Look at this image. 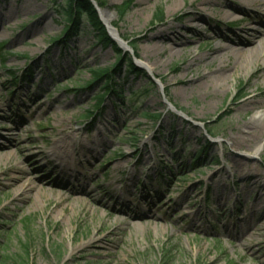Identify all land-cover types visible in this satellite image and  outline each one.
<instances>
[{
	"label": "rangeland",
	"instance_id": "374dc122",
	"mask_svg": "<svg viewBox=\"0 0 264 264\" xmlns=\"http://www.w3.org/2000/svg\"><path fill=\"white\" fill-rule=\"evenodd\" d=\"M61 1L0 0V264H264V134L228 139L264 116V36L247 70L216 57L231 34L264 32V0H91L133 73L85 20L65 36ZM113 64L109 92L93 73ZM17 166L32 203L8 185Z\"/></svg>",
	"mask_w": 264,
	"mask_h": 264
},
{
	"label": "bare ground",
	"instance_id": "6f19581e",
	"mask_svg": "<svg viewBox=\"0 0 264 264\" xmlns=\"http://www.w3.org/2000/svg\"><path fill=\"white\" fill-rule=\"evenodd\" d=\"M205 1H207V0H205ZM205 1L199 2L200 4L196 3V10L201 12L203 15L205 14L207 17H213V18H215L214 16L219 15V16H221V18H223L227 21L232 20V18L234 17V14L232 13L233 11L230 10L231 8L221 10V8H224L222 5L211 4L209 1L208 2H205ZM235 1L239 2L240 0L239 1L235 0ZM193 3L194 2H191L190 6ZM228 4H226V5H228ZM216 5L218 7H220V9H215ZM169 7H170V9L178 8L179 7L178 1L177 0H171L169 3ZM100 16H101L103 21L108 22L109 15L107 12L101 11ZM187 21H188V19H186L182 25L186 26V24L189 23V21L188 22ZM168 25L170 26L171 24L169 23ZM109 30L111 31V34L113 35L114 38H116L117 40L120 38L119 33L114 28H112V29L109 28ZM263 36H264V32L254 31L250 37H248V38H246V40L242 41L238 38L236 33H233L230 35L229 38L227 37L228 44L223 45L222 47L216 49V51H221V52L217 53L216 57H219L222 54V51H228L229 53L237 52L238 56H239L238 60L240 62H242L243 64H245L243 69L247 70L248 67L251 65V63L257 59L258 55H257V52L256 53L248 52L246 49H244V47L248 46L249 44L256 42V40L258 38L263 37ZM123 41L122 42L119 41V43L122 44L123 46H128L127 43L126 42L124 43ZM169 41H171V43L169 42L170 44H167L165 46V48H167V50H169V52H175L176 50H179L177 45L175 44L176 40L173 37L169 38ZM222 64H223V62L220 60L218 68H217V71H218L217 77L219 80H225L230 76V74L223 73L224 72L223 71L224 65H222ZM249 103H251V102H249ZM247 105H250V104L245 103V104L241 105L240 107H245ZM263 134H264V116L262 114V115L250 118L248 120H244L242 125L239 127L238 131L233 133L228 139L230 140L231 145H233V146L237 145V147H239V146L250 147L253 144L257 143ZM11 141H12V139L11 140L6 139L4 141H0V152L1 153H6L7 151H9L13 147L12 146L13 143ZM3 159L9 161L10 156L9 155L4 156ZM62 165H65V164H62ZM16 172L17 173L12 176V182L8 184L9 187H13L15 190V199L22 197L23 201H27L28 203H32L33 201H31V194L30 193L32 192V190L35 187L34 184L29 182L28 185L26 186V188H23V184L28 180V177H29L27 174V171L24 168L17 166ZM15 182H17V183H15ZM82 188H84V187H82ZM78 191H82V190H78ZM44 193H45V191H40V195L44 194ZM92 239H93V237L90 238V240H92ZM79 245L80 244H78V245L76 244L75 248L79 247Z\"/></svg>",
	"mask_w": 264,
	"mask_h": 264
},
{
	"label": "trees",
	"instance_id": "16d2710c",
	"mask_svg": "<svg viewBox=\"0 0 264 264\" xmlns=\"http://www.w3.org/2000/svg\"><path fill=\"white\" fill-rule=\"evenodd\" d=\"M55 1V0H54ZM58 15L65 19L67 25L64 26L63 33L65 36L77 34L79 26L82 23V19L88 22L92 31H95V37L97 40L103 42L104 44H109L114 48V51L117 54V61H123L126 66L127 72H135V65L133 62V57L128 53H123L116 44H114L105 28L98 18L96 9L91 2V0H62L61 3L55 9ZM57 38H54L55 41ZM2 45H0V48ZM137 57V55H135ZM115 73L114 64L112 67L107 69L96 70L93 73V82L103 81V87L107 91H113L114 82L110 78L112 74ZM92 83V81H91ZM85 85H90V82L85 83ZM91 87V86H90ZM103 96H98L96 101V107L99 108V105L102 101ZM145 116L154 117L155 114L144 113Z\"/></svg>",
	"mask_w": 264,
	"mask_h": 264
},
{
	"label": "water",
	"instance_id": "95a60500",
	"mask_svg": "<svg viewBox=\"0 0 264 264\" xmlns=\"http://www.w3.org/2000/svg\"><path fill=\"white\" fill-rule=\"evenodd\" d=\"M125 50H128L127 48H125Z\"/></svg>",
	"mask_w": 264,
	"mask_h": 264
}]
</instances>
